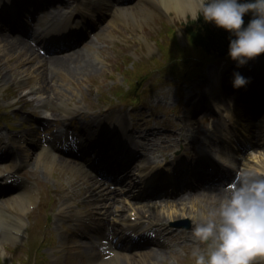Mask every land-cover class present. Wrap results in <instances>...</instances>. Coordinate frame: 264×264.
<instances>
[{"label": "rangeland", "instance_id": "1", "mask_svg": "<svg viewBox=\"0 0 264 264\" xmlns=\"http://www.w3.org/2000/svg\"><path fill=\"white\" fill-rule=\"evenodd\" d=\"M131 10L134 11V8L132 7ZM168 14L171 16V18L156 11L153 14L156 21L153 22L152 20V22L149 23V27L147 22L143 21L142 25L139 27V29H136V31L141 32L145 39L138 40H133V33L136 27L131 21H127L125 19H123L121 22L117 21L114 27L121 23L119 31H114L110 38H105V36L102 35V38L97 44L98 48L100 49L98 51L97 58L91 55V59L98 64V67L93 74H81L83 73L80 68L81 64L76 63L74 67L64 68L63 71L60 69H52L50 73H45L44 70L46 69L42 68L40 72L37 73L38 75H33L32 71L35 65L29 63V57L21 53L25 51L18 49L19 52L14 54L15 48H12L10 49L12 54L9 51V55L6 58L4 54L6 50H0V120H2L0 126L2 127L4 122H10V119L7 116L10 115V113L13 112V110H15L21 103H23V98L24 100L29 99V96L24 94V92L29 91V88L32 85H39L41 88L45 89L49 88L50 93H53L54 95L60 93L63 98L67 96V93H72L73 90L74 94L70 96L67 101L70 106L78 107L81 110L85 109V101L89 102L87 106L88 111L95 110V108L97 110L108 106L109 101L113 98L112 82L113 80H118V77L115 76H118L119 70L118 66H114V64L120 57H123V61L129 60V49L133 46V53L138 55V57H140L142 60L135 63H129L126 65V67H129L130 65H133L134 67L136 65L140 66L142 73H145L142 77L147 82L140 84L139 81L135 84L134 88H129V86H126V84L123 83L124 87L127 88L123 92L124 94L118 100L119 103L124 104V109L121 111L126 109V104L128 101L135 100L136 96H139L138 98H143V101H147L148 106L152 107L154 111V117L151 119V121L147 125L140 128L141 133H144L145 129L150 127H155V130L159 129L158 131H164L165 128H171L172 126L165 122L166 120L168 122L174 121L171 114L174 111V107L172 106L175 104L172 100L176 98L175 96L176 94H179V91H183L179 90V87L182 86L183 83H177V81L183 80L184 82H187L191 79H189L188 75L185 73H178L182 67L180 61L183 60L189 62L193 52L191 50H186L184 55H179L180 50L175 47L173 48L171 46V41L166 40V27H164L165 24L163 23V20H165L177 28L175 31L176 40L179 45L181 44L184 46L186 44V40L182 35V25L188 18H191L189 16V11L185 12V17L183 14L176 13L173 10L169 11ZM154 38L156 42H154ZM159 40H161L162 47L165 45V50L162 52L161 59V56H159L160 52L156 46V44H159ZM174 53L176 55H174ZM84 57L87 58L88 53L84 54ZM84 57H82L83 60L85 59ZM192 58L191 64L193 65V62L196 61V59L195 56ZM158 59L160 60L157 61ZM130 62H132V60ZM142 62L148 63L149 69L144 64H142ZM174 63H177L178 65L174 66ZM16 68L23 70V75L26 77L25 81L17 80V77L14 75L12 77V73H16ZM201 70L204 71L205 75H207V71H209V69L207 70L204 68ZM6 73H9L7 75H11V78H7L4 75ZM193 82H187V84H192ZM93 84L95 85L93 86ZM150 96L151 100L159 101L160 104H158V108L152 104V101L149 99ZM125 98L127 100H125ZM161 100L168 102L172 101V103L170 104V107H164V104H162L163 101ZM118 102H115L114 105ZM181 107L184 108V105L181 103L180 99L178 100L175 108L179 109ZM170 109H172V113L169 112ZM131 115L134 119L132 113ZM195 118L199 119L198 116ZM195 129L197 132H201L199 127H196ZM162 135L166 136V132H160L157 134V136ZM159 149L160 147L157 148V150ZM259 151L263 150L254 149V152H252L259 154ZM18 155H20L19 152ZM262 156L264 158V155H260V158ZM61 169L62 167H57L55 172L60 174L59 172ZM35 173L36 171L32 167L26 168L22 172V174L25 176L27 175L28 178L33 176ZM41 173L42 172L39 170L37 173L38 177H40ZM65 173L66 172H61L60 175H65ZM53 175L54 174L50 172H46V175H43V179H41L43 190H57L59 196L61 193H63L62 197L60 196L59 198H65L64 194L67 192L69 193V190L63 192L65 189L61 187ZM69 176L72 177V180L75 182L74 177L71 175L67 176V180ZM61 179L62 178L60 177V180ZM68 186L73 187L74 184L71 182L64 185L65 188H68ZM59 203L60 199L56 202L54 208H52V212L56 210V208L59 206ZM76 204L81 205L80 203ZM187 204L189 203L187 202ZM209 205L212 207L211 212L214 213L218 207V201L215 205L213 202L209 203ZM33 207L34 208L32 209L31 215L26 213L23 214L27 219L37 218V213L43 210V206H36V204H34ZM165 212L170 213L171 208L167 211H163L162 214H160L162 218L163 215L166 214ZM53 215V213H50L49 218L47 217V220L42 222L44 228H46V233H44L43 229L41 228V230L38 231L41 238H43L44 235L48 236L50 234H54V232L49 228L51 227V218ZM182 218L188 219L195 224L199 223V221L195 220L197 218H193L191 214H185V216ZM185 236L187 238H191L192 234L186 233ZM51 242L52 244L55 243L54 240H51ZM181 244L184 245L181 246L178 244V250L171 252L163 248L162 252L152 251L149 254L145 253L143 255L142 252L144 249L139 250L137 252L140 253H130L129 258H120L118 262H115V264H194V258L190 255L193 246L187 243ZM5 245L7 246V248L5 247L6 249L4 251L6 256L0 258V264H19V260H21L19 259V255L24 254L22 251V245L20 243H10ZM196 245H199L201 248H203L205 246V242L199 240L198 243H194V246ZM154 248H156V246ZM20 264L26 263L20 262ZM257 264H264V261H257Z\"/></svg>", "mask_w": 264, "mask_h": 264}, {"label": "clouds", "instance_id": "2", "mask_svg": "<svg viewBox=\"0 0 264 264\" xmlns=\"http://www.w3.org/2000/svg\"><path fill=\"white\" fill-rule=\"evenodd\" d=\"M191 17H203L229 33L227 55L237 68L264 53V0H194ZM251 13L245 24L244 15ZM250 78L238 70L232 73V86H246ZM233 101H213L218 112L232 114ZM215 158V156L213 157ZM194 235L206 242L193 247L194 264H257L264 261V176L245 172L220 199L216 211L202 217L192 228ZM6 253L0 250V258Z\"/></svg>", "mask_w": 264, "mask_h": 264}, {"label": "bare ground", "instance_id": "3", "mask_svg": "<svg viewBox=\"0 0 264 264\" xmlns=\"http://www.w3.org/2000/svg\"><path fill=\"white\" fill-rule=\"evenodd\" d=\"M149 1H150V3H152V2H155L157 0H149ZM164 1H165L167 9H175V8H181L182 9V4L187 3L188 5L192 6L194 3V0H161V2L159 4V8L162 7V4ZM118 12H120V11H118ZM118 12H116L114 14H117ZM69 23H71V22H68V24ZM62 30L65 31L66 30L65 27H63ZM43 32H45L46 34H50V35H57L58 34V32L56 30H52V29L44 30ZM49 38L51 39V37H48V40H49ZM12 45H16V46H18V48H21V47L23 48V47L27 46V42L25 40H19L17 42L16 40L7 39L6 37H3V36L1 37V39H0V50H2V49L6 50L5 51L6 55H9L8 53H9ZM7 48H9V49H7ZM10 53L12 54L11 51H10ZM80 55H81L80 53H77V56L74 58V60L76 62L80 61ZM68 57H72V56H70V55L65 56V58H68ZM252 60L253 59L249 60L250 63L252 62ZM71 63H72V61L68 62L67 60H64V62H57V64L59 65V67L61 68L62 71H63L65 66L71 65ZM93 67H94L93 65H91L88 62H86L85 60H83V63H82L80 68H81V71H83L82 74H84V73L86 74V73H89L91 71H94ZM54 68H56V67H54ZM239 70H241V69H239ZM6 74H9V73H6ZM13 75L16 76L17 80H19V81H25V79H26V77H24V75H23V70L20 68H16V73H12V77H13ZM7 76L11 77V75H7ZM229 78L230 77H228V76H226V77L223 76V77L219 78V81L220 82H222V81L230 82ZM38 87L39 86L32 85L29 88L30 94L31 95L35 94L34 92L38 91ZM220 87L221 86H219L217 88L218 92L220 91ZM42 93H43V91L41 92V94ZM35 96H37V95H35ZM39 105L44 106L45 105L44 101H40ZM260 106L261 107L264 106V102H262L260 104ZM55 107L60 109L61 111L69 112V108L67 107L66 101H63L61 99L57 100V102L55 103ZM107 114H108L107 117L105 116V118H104L105 121H106V119H109L111 122L119 124V123H122L124 120V117H121L119 114L114 113L113 111H109ZM259 115H260V113L255 114L256 117H258ZM183 116L186 120L190 118L189 113H185ZM243 116L248 117V118L251 117V115H246V114H243ZM241 127L243 128V126H241ZM182 129H183V127H182ZM191 132L192 131L189 129L186 131H183V132L181 131L177 137H182L183 140L188 141V143L194 142L195 141L194 135ZM4 133H6V132H4ZM25 134L28 135V133H25ZM25 134H19L18 136H16L14 134L6 133L5 134L6 137H9V136L11 137V139H10V137L7 139V141H8L7 144H12L10 146L11 147L10 149L15 148L17 150L18 146H20L21 143L27 139V136ZM246 134L248 136L247 132H246ZM145 135H147V133H145ZM1 137H2V135L0 136V142H3V139H1ZM243 137L245 138L246 135H243ZM163 141L165 142V140H163ZM0 144H2V143H0ZM173 145H174V143H173ZM137 146L141 147L139 144H137ZM169 149H170V146L162 147L163 152H167ZM198 153H199V155H201V149H199ZM258 156L259 155L251 156V160L250 159L248 160L246 158H243V160L252 169L257 168V169L264 171V168L263 169L260 168L261 165L259 163H261V161L259 158H257ZM49 158H55L54 154L52 152H47V150L44 147H40L39 153H37L34 156L33 163L44 164V162H48V161L51 162V159H49ZM174 161H177V162L183 161L180 153L174 154L173 156L168 157V158H163L162 160H159L156 165H157V167H159L161 165L163 166L164 163L169 164V163H172ZM7 172H9V171H7ZM16 182H18V181H16ZM6 189L8 191H10V193H12V190H13L12 187L7 186ZM15 191H16V193L13 195L11 194L12 196L10 195L8 199L3 200L4 198L3 199L1 198V200H0V222H3V219H8L10 216L12 217L13 215L11 214V212L22 211V210H24V207L26 208L29 205V203H31L33 196L31 194H29V191H27L25 189V186H21L18 189H16ZM227 193L229 194V192H225L222 189H220L219 187H206V188L194 189L192 191L189 190V191H185L183 193H180L179 195H177V197H175L171 200V203L168 204V207L166 205H164L162 208H167L166 210H168L172 206H175V208H178L179 210H181L182 213L175 214L176 210L171 212L169 214V216L171 217L170 219H174V217L183 216V213L192 212L193 214H198L201 211L203 214H205L206 212L210 211L212 208V207H210V205H208V202L211 201V198H209L208 196L213 197L212 199H214V200H220V199L224 198L225 196H227L228 195ZM204 200H205V202H204ZM186 202L190 203V205H187ZM129 203L131 204V206H132L131 208H133V209H142L145 206H149V205H151V207L154 208L156 203H158V202L157 201H152V202L143 201V202H140L139 204H137L135 202H133V203L129 202ZM134 204H137V206H139V207H136ZM180 204H182L183 206L176 207V205H180ZM7 209L9 210L10 215L7 214V212H6ZM66 211H68V210H67V208H64V207H61L59 209L60 214L63 212H66ZM136 212L139 213V210ZM7 235L12 239H14L16 237V236L14 237V234L10 233V232H7ZM5 239H7L5 237V235L2 232H0V250H2V245H3V242ZM81 253L87 254V255L92 254V252L90 251V249L88 248L87 245L84 246V249ZM118 258H119V256L116 257V259H118Z\"/></svg>", "mask_w": 264, "mask_h": 264}, {"label": "trees", "instance_id": "4", "mask_svg": "<svg viewBox=\"0 0 264 264\" xmlns=\"http://www.w3.org/2000/svg\"><path fill=\"white\" fill-rule=\"evenodd\" d=\"M250 18H251V13H246L244 15L245 24L248 22V20ZM189 32L192 33V31H190V29H189ZM213 34H215V38L216 39L218 38V40H222V38H224L225 34H226L225 37L229 35V33L227 31H225L224 29H222L220 27L216 28L215 31L213 32ZM192 35H199V32L196 31Z\"/></svg>", "mask_w": 264, "mask_h": 264}]
</instances>
